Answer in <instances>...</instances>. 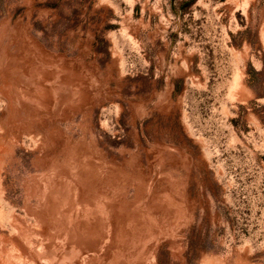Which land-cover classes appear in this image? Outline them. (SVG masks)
<instances>
[{
	"label": "rangeland",
	"instance_id": "374dc122",
	"mask_svg": "<svg viewBox=\"0 0 264 264\" xmlns=\"http://www.w3.org/2000/svg\"><path fill=\"white\" fill-rule=\"evenodd\" d=\"M0 264H264V0H0Z\"/></svg>",
	"mask_w": 264,
	"mask_h": 264
}]
</instances>
